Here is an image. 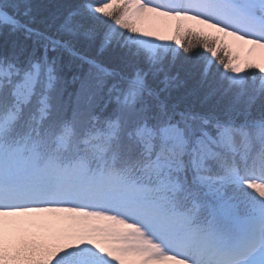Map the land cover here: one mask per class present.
I'll return each instance as SVG.
<instances>
[{
  "label": "snow or ice",
  "instance_id": "snow-or-ice-1",
  "mask_svg": "<svg viewBox=\"0 0 264 264\" xmlns=\"http://www.w3.org/2000/svg\"><path fill=\"white\" fill-rule=\"evenodd\" d=\"M0 264H264V0H0Z\"/></svg>",
  "mask_w": 264,
  "mask_h": 264
},
{
  "label": "trees",
  "instance_id": "trees-1",
  "mask_svg": "<svg viewBox=\"0 0 264 264\" xmlns=\"http://www.w3.org/2000/svg\"><path fill=\"white\" fill-rule=\"evenodd\" d=\"M33 2L37 5H55L61 2V0H33ZM51 10L54 11V8H52Z\"/></svg>",
  "mask_w": 264,
  "mask_h": 264
},
{
  "label": "rangeland",
  "instance_id": "rangeland-1",
  "mask_svg": "<svg viewBox=\"0 0 264 264\" xmlns=\"http://www.w3.org/2000/svg\"><path fill=\"white\" fill-rule=\"evenodd\" d=\"M146 27H148L149 25H145ZM242 55H243V53H242Z\"/></svg>",
  "mask_w": 264,
  "mask_h": 264
}]
</instances>
